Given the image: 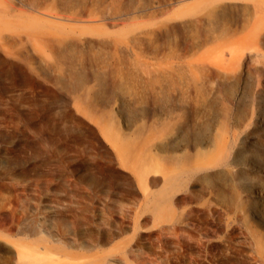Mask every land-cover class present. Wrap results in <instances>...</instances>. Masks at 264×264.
I'll use <instances>...</instances> for the list:
<instances>
[{"label": "rangeland", "instance_id": "1", "mask_svg": "<svg viewBox=\"0 0 264 264\" xmlns=\"http://www.w3.org/2000/svg\"><path fill=\"white\" fill-rule=\"evenodd\" d=\"M0 264H264V0H0Z\"/></svg>", "mask_w": 264, "mask_h": 264}, {"label": "bare ground", "instance_id": "2", "mask_svg": "<svg viewBox=\"0 0 264 264\" xmlns=\"http://www.w3.org/2000/svg\"><path fill=\"white\" fill-rule=\"evenodd\" d=\"M60 42H61V40H60ZM60 44V43H59ZM60 49H61V52H68V50H71V46L68 44V43H61L60 44ZM63 63V62H62ZM60 68H62V66H59ZM76 74V73H75ZM80 82H81V80L80 79H78V82H77V85H79L80 84ZM224 125H225V123H224ZM127 143V142H126ZM174 177V179H177V177H178V175L176 176V175H174L173 176ZM173 181V180H172ZM175 182V181H174ZM163 195H164V193H162Z\"/></svg>", "mask_w": 264, "mask_h": 264}]
</instances>
